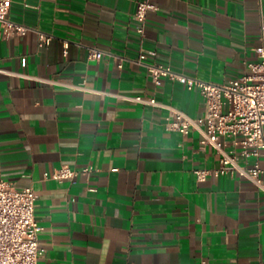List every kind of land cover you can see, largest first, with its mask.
<instances>
[{
  "label": "crops",
  "instance_id": "0c3cea01",
  "mask_svg": "<svg viewBox=\"0 0 264 264\" xmlns=\"http://www.w3.org/2000/svg\"><path fill=\"white\" fill-rule=\"evenodd\" d=\"M10 1L9 19L32 31L0 38V169L37 196L38 264H264V193L236 175L198 182L195 170L219 166L215 149L131 99L203 117L198 89L155 86L134 60L144 49L156 52L147 63L205 82L242 77L258 61L264 0H150L142 38L141 0ZM62 166L93 171L44 178Z\"/></svg>",
  "mask_w": 264,
  "mask_h": 264
},
{
  "label": "built area",
  "instance_id": "2783aa9c",
  "mask_svg": "<svg viewBox=\"0 0 264 264\" xmlns=\"http://www.w3.org/2000/svg\"><path fill=\"white\" fill-rule=\"evenodd\" d=\"M10 0H0V38L21 37L32 31L29 27L13 22L8 14ZM157 7L150 0L137 3L133 21L137 34L142 38L146 18ZM39 46H47L51 37L38 31ZM68 45L64 46L67 54ZM258 61L248 64L249 73L225 84H214L188 77L174 71L170 66L147 63L148 56H156L155 51L141 49L135 63L146 69L155 86L164 80L177 82L187 89H198L205 105L203 117L192 119L182 111L166 106L154 98L137 96L133 101L144 106L167 109L165 129L187 135L191 128L200 134L201 149L211 146L219 155L216 169L194 171L198 182L209 177L224 175L238 176L251 182L264 193V25L260 29L259 45L255 49ZM103 52L91 49L89 61H99ZM121 68V64L118 66ZM79 88L87 90L82 85ZM92 167L79 171L62 166L52 173H44V178L56 181L73 180L79 174L90 175ZM36 194L31 187L16 190L1 176L0 169V264H38L44 255L39 246L38 233L41 227L35 217ZM200 264H209L202 260Z\"/></svg>",
  "mask_w": 264,
  "mask_h": 264
}]
</instances>
